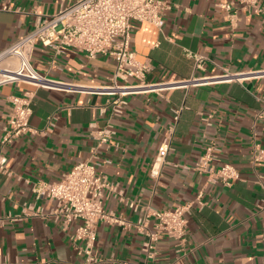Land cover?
Segmentation results:
<instances>
[{
    "label": "crops",
    "instance_id": "0c3cea01",
    "mask_svg": "<svg viewBox=\"0 0 264 264\" xmlns=\"http://www.w3.org/2000/svg\"><path fill=\"white\" fill-rule=\"evenodd\" d=\"M73 1L0 0L8 7L0 10V51L31 29L37 15H51ZM163 1L162 28L132 22L131 49L152 67L144 82L198 84L130 94L121 113L111 116L102 109L110 97L94 92L110 84L111 58L88 59L76 50L57 55L36 43L31 64L56 87L22 82L0 87V137L10 96L24 92L31 97L30 126L37 130L18 136L4 150L9 173L0 172V264H80L69 239L79 221L64 230L49 218L24 215L23 207L46 212L54 205L35 200L32 185L59 181L76 162L90 158L96 143L92 133L107 122L115 133L95 150L98 170L124 200L139 207L129 208L119 194H111L104 200L106 210L134 224L144 211L193 201L198 192L204 206L187 213L182 242L163 236L152 255L142 250L145 236L134 226L99 222L98 264H264V162L252 164L250 157L253 146L264 149V115L259 114L264 108V0L260 11L236 5L231 18L221 6L229 0ZM185 49L205 58L201 69L194 68ZM228 74L235 77L216 79ZM202 113L213 114L209 125L201 122ZM167 137L170 149L161 176L153 181L149 169ZM209 142L217 148L216 166L228 162L240 173L230 186L212 183L192 168ZM152 222L149 216L148 228Z\"/></svg>",
    "mask_w": 264,
    "mask_h": 264
},
{
    "label": "built area",
    "instance_id": "2783aa9c",
    "mask_svg": "<svg viewBox=\"0 0 264 264\" xmlns=\"http://www.w3.org/2000/svg\"><path fill=\"white\" fill-rule=\"evenodd\" d=\"M236 5L248 11L261 10L259 0H229L221 5L228 18L234 15L233 8L235 9ZM7 8L0 6V10ZM166 8L167 4L163 0H74L51 15H37L31 29L0 51V87L19 82L43 88L56 87L54 82L45 78L31 64L36 43L50 48L57 55H63L68 50H76L84 53L88 59L97 56L111 58L115 62V70L110 84L94 88V92L110 97L102 109H108L111 116L121 113L127 103L125 97L130 94L159 92L164 89L185 87L188 83L198 84V80L179 79L161 84L144 82L145 75L152 67L147 61H140L131 49L132 22H146L162 28ZM184 54L193 59L194 68H202L205 59L203 56L188 49L184 50ZM232 77L235 76L228 74L216 79L232 80ZM117 79L122 81L134 79L137 83L119 85ZM9 101L10 111L0 137V172L7 174L9 172L5 148L18 136L37 132L29 123L32 114L30 95L26 92L12 95ZM259 114L264 115V108ZM212 117V113H202L200 120L209 125ZM48 125H51L50 120ZM114 133L112 124L107 122L92 133L96 143L90 158L76 162L59 181H39L32 185L35 200L45 199L54 204L48 211L45 212L42 207L34 208L31 204L23 207L24 215L29 211L31 216L49 218L64 230L71 221H79L69 239L76 253L82 257L80 264H98L100 261L95 250L99 222L125 228L134 226L145 236L142 250L152 255L156 243L163 236L182 242L186 236L187 213L195 205L198 208L204 206L202 192H198L193 201L169 208L153 209L152 212L146 210L134 224L113 211L106 210L104 200L111 194H119L120 199L129 208L139 207L137 201L124 200L116 184L98 170L95 150L103 144H108ZM169 149L170 139L167 137L159 144L149 169L153 181H157L161 176ZM216 151L213 142L207 143L192 168L199 174H205L212 183L219 182L224 186H230L240 178V173L228 162L216 166ZM250 154L252 164L264 162V149L253 146ZM149 216L153 218L150 228L146 224ZM18 218L14 217L13 220Z\"/></svg>",
    "mask_w": 264,
    "mask_h": 264
}]
</instances>
